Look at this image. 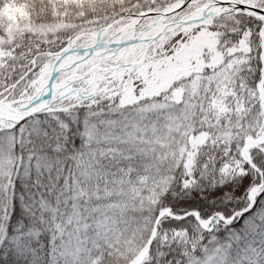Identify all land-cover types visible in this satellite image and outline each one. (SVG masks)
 <instances>
[{
	"label": "snow or ice",
	"instance_id": "obj_1",
	"mask_svg": "<svg viewBox=\"0 0 264 264\" xmlns=\"http://www.w3.org/2000/svg\"><path fill=\"white\" fill-rule=\"evenodd\" d=\"M0 264H264V0H0Z\"/></svg>",
	"mask_w": 264,
	"mask_h": 264
}]
</instances>
